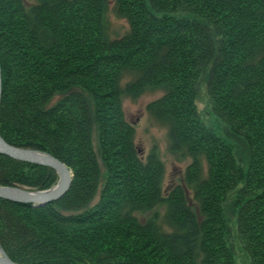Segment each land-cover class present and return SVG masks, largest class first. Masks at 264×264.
Wrapping results in <instances>:
<instances>
[{
    "label": "trees",
    "instance_id": "obj_1",
    "mask_svg": "<svg viewBox=\"0 0 264 264\" xmlns=\"http://www.w3.org/2000/svg\"><path fill=\"white\" fill-rule=\"evenodd\" d=\"M111 1L129 26L117 39ZM0 65L3 139L73 174L68 193L39 209L0 198L11 260L236 264L230 210L252 264H264V0H0ZM202 83L231 142L201 120ZM145 91L163 92L147 110L168 128L169 150L191 160L170 191L157 150L139 156L124 113V96ZM58 179L0 153L2 186L41 191Z\"/></svg>",
    "mask_w": 264,
    "mask_h": 264
},
{
    "label": "rangeland",
    "instance_id": "obj_2",
    "mask_svg": "<svg viewBox=\"0 0 264 264\" xmlns=\"http://www.w3.org/2000/svg\"><path fill=\"white\" fill-rule=\"evenodd\" d=\"M25 3L27 7H31L36 3V0H25ZM108 7L106 13L108 36L111 39L121 38V36L129 31L128 23L125 19L116 16L113 1L110 2ZM133 81L134 76L127 72L123 75L121 85L122 87H125L126 84ZM199 89L197 110L200 113L201 120L208 128L213 129L222 139L231 142V137L228 135L225 123L220 121L212 110V104L208 98L205 84H200ZM162 95V91H145V93L135 96L125 95L123 99V108L127 121L135 127V146L138 148L139 156L142 157L143 160H146L148 154L153 149L157 150L162 160L163 167H165L164 188L166 191H170L177 185L182 186L183 176L191 163V160H180L178 155H174L169 150L168 128L160 121L156 120L147 110L148 105ZM94 143L97 148V142L95 141ZM98 198L99 195L96 197L94 201L95 203ZM227 215L231 219L229 222L231 234L228 237V240L230 246L235 251L236 264H252L251 258L243 249L240 239H238L237 236V218L232 216L230 210L227 211ZM146 216L147 215L140 214L137 217L140 221H144Z\"/></svg>",
    "mask_w": 264,
    "mask_h": 264
},
{
    "label": "water",
    "instance_id": "obj_3",
    "mask_svg": "<svg viewBox=\"0 0 264 264\" xmlns=\"http://www.w3.org/2000/svg\"><path fill=\"white\" fill-rule=\"evenodd\" d=\"M2 72L0 65V106L2 102ZM1 110V109H0ZM0 153L10 158L36 165L52 167L59 175L58 183L51 189L33 191L21 187L2 186L0 185V198L10 200L16 203L28 204L34 208H42L53 201H59L67 194L72 185L73 174L64 162H61L51 154L22 147H15L5 141L0 133ZM0 264H20L11 260L4 249L0 247Z\"/></svg>",
    "mask_w": 264,
    "mask_h": 264
}]
</instances>
